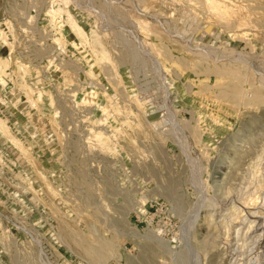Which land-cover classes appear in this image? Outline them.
<instances>
[{
	"label": "rangeland",
	"instance_id": "obj_1",
	"mask_svg": "<svg viewBox=\"0 0 264 264\" xmlns=\"http://www.w3.org/2000/svg\"><path fill=\"white\" fill-rule=\"evenodd\" d=\"M263 147L264 0H0V264H264Z\"/></svg>",
	"mask_w": 264,
	"mask_h": 264
},
{
	"label": "bare ground",
	"instance_id": "obj_2",
	"mask_svg": "<svg viewBox=\"0 0 264 264\" xmlns=\"http://www.w3.org/2000/svg\"><path fill=\"white\" fill-rule=\"evenodd\" d=\"M230 89H231V88H230ZM254 92H255V91H254ZM240 93H241V92H239L238 97L240 96ZM253 94H254V93H253ZM236 96H237V94H236ZM242 103H243V102H242ZM263 148H264V147H263ZM262 150H263V149H262ZM262 150H261V151H262ZM262 154H263V153H262ZM262 157H264V156H262ZM231 159H232V158H231ZM261 159H262V158L259 159V160H260V163H261ZM257 160H258V159H257ZM255 167H256V166H255ZM255 170L258 171V169H255ZM227 171H228V170H227ZM252 171H253V169H252ZM258 172H259V171H258ZM252 173H253V172H252ZM254 173H255V172H254ZM259 173H260V172H259ZM254 176H255V175H254ZM257 177H258V176H257ZM254 179H255V177H254ZM260 182H261V181H260ZM257 183H258V182H257ZM257 186H259V185H257ZM247 188H248V187H247ZM251 189H252V188H251ZM260 189L262 190V188H260ZM256 190L258 191V189H256ZM254 191H255V190H254ZM241 192H242V191H241ZM247 192H248V191H247ZM255 194H257L256 191H255ZM245 195H246V194H245ZM249 195H250V194H249ZM259 195H260V193H259ZM255 197H256V196H255ZM255 197H254V198H255ZM245 198H246V197H245ZM248 198H249V197H248ZM250 198H251V197H250ZM252 198H253V197H252ZM240 199H241V198H240ZM260 199H261V198H260V196H259V200H260ZM249 200H250V199H249ZM250 201H251V200H250ZM253 202H254V200H253ZM258 202H259V201H258ZM258 202H257V203H258ZM226 203H227V202H226ZM254 203H255V202H254ZM246 204H247V203H246ZM225 205H226V204H225ZM255 205H256V204H255ZM226 206H228V205H226ZM253 206H254V205H253ZM224 207H225V206H224ZM239 207H240V206H239ZM257 207H258V206H257ZM245 208H246V207H245ZM236 209H237L236 207H232V208H230L229 210H230V211H236ZM252 210H253V209H252ZM227 211H228V209H227ZM236 212H237V211H236ZM233 213H235V212H233ZM223 214H224V213H223ZM231 216H233V215H231ZM238 216H239V215H238ZM254 216H255V215H254ZM227 217H229V215H228ZM236 217H237V214H236ZM246 217H247V216H246ZM258 217H259V216H258ZM237 218H238V217H237ZM247 218H248V217H247ZM227 219H229V218H227ZM230 219H233V218H230ZM233 220H234V219H233ZM235 220H236V219H235ZM238 220H239V219H238ZM238 220H236V222H237ZM228 221L230 222L231 220H228ZM240 221H241V220H240ZM227 223H228V222H227ZM230 223H231V222H230ZM251 223H252V222H251ZM224 224H225V223H224ZM233 224H234V223H233ZM245 224H246V223H245ZM227 225H228V224H227ZM248 225H250V224H248ZM248 225H247V226H248ZM263 225H264V224H263ZM221 226H222V225H221ZM253 226H254V225H253ZM227 227H228V226H227ZM225 229H226V228H225ZM227 229H228V228H227ZM226 231H228V230H226ZM231 231H232V230H231ZM222 233H223V232H222ZM237 233H238V232H237ZM237 233H236V234H237ZM239 233H240V232H239ZM226 234H227V233H226ZM230 234H231V233H230ZM230 234H229V235H230ZM245 234H246V232H245ZM245 234H244V235H245ZM237 235H238V234H237ZM207 236H208V235H207ZM227 236H228V235H227ZM262 236H263V235H262ZM223 237H224V236H223ZM231 237H232V236H231ZM237 237H238V236H237ZM225 238H226V237H225ZM228 238H229V237H228ZM260 238H261V237H260ZM230 239H231V238H230ZM238 239H239V238H237V240H238ZM228 240H229V239H228ZM250 241H251V240H250ZM230 242H231V241H230ZM258 242H259V241H258ZM109 246H110V245H109ZM207 246H208V245H207ZM225 246H226V245H225ZM111 247H112V246H111ZM111 247H110V248H111ZM236 248H237V247H236ZM246 250H247V249H246ZM236 253H237V252H236ZM241 260H242V259H241ZM222 263H223V262H222ZM261 264H262V262H261Z\"/></svg>",
	"mask_w": 264,
	"mask_h": 264
}]
</instances>
